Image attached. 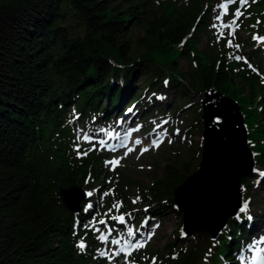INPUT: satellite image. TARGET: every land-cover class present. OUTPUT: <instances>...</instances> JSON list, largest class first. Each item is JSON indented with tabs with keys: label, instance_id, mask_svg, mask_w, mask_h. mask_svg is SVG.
I'll list each match as a JSON object with an SVG mask.
<instances>
[{
	"label": "trees",
	"instance_id": "1",
	"mask_svg": "<svg viewBox=\"0 0 264 264\" xmlns=\"http://www.w3.org/2000/svg\"><path fill=\"white\" fill-rule=\"evenodd\" d=\"M216 1L0 0V264H107L90 227L102 209L94 202L85 208L86 199L79 212L71 213L58 185L111 186L123 195L125 172L116 169V184H106L103 160L109 154L78 144L77 129L84 122L106 123L129 105L166 98L171 93L163 84L166 77L179 88L174 112L194 90L203 93L212 86L235 99L255 160L264 165L262 77L235 59L227 35L205 52L196 45L197 34L208 30ZM245 9L242 25L250 34H264V0H250ZM135 28L145 31L137 40ZM253 52L250 63L260 68L261 48ZM182 56L191 64V88L184 85ZM138 77L145 88L137 87ZM148 91L152 97L144 100ZM200 123L197 116L193 124ZM190 166L180 172L166 164L161 178L138 190L148 202L140 217L171 212L181 219L173 190L193 171ZM254 177V171L243 175L246 190ZM213 193L196 196L205 207ZM109 202L103 198L101 205ZM249 225L246 214L231 217L217 238L198 235L191 252L159 264H239L237 254L251 236ZM181 226L165 245L167 253L177 251ZM143 257L138 253L136 259Z\"/></svg>",
	"mask_w": 264,
	"mask_h": 264
},
{
	"label": "rangeland",
	"instance_id": "2",
	"mask_svg": "<svg viewBox=\"0 0 264 264\" xmlns=\"http://www.w3.org/2000/svg\"><path fill=\"white\" fill-rule=\"evenodd\" d=\"M117 1L119 3L121 2V0ZM237 3L239 4L238 0ZM222 5H227V11H225V9L221 7ZM236 6L237 4L231 3L230 0L227 1V4H225L223 0L219 1V3L213 10V17L210 20V26L208 27V30L201 31L200 34H197L196 45L200 51H207V49L212 46L213 42L217 40L218 34L224 35L227 33L230 36V33H228L229 27H222V25L229 24L233 19L236 18L235 13L238 9V6ZM145 16H147V14ZM217 17L220 18L217 19ZM242 18L243 16L240 17L239 22L238 20L236 21V24L238 25V27H236L237 32L236 35H233L231 37L232 39L230 40L232 41V43L229 44V46H240L239 48L236 47L237 50L235 55L243 57L244 59L239 60V62L241 64H245V60L248 62L250 59L249 55L253 54V48H244V46H246V42H242V40H250L251 35L245 28H243L241 24ZM144 34V28H135L133 32V36L134 38H136V40L141 38ZM254 37L256 36H253L252 38L254 39ZM256 42L260 43V45ZM262 42L254 39L253 41L250 40L249 44H255V48H260L264 46ZM262 59L264 60V57H262ZM179 62L180 70H182V72H185L187 75V79L184 81V85L186 88H191L195 84V81L190 74L191 64L188 58H186L185 56L180 57ZM262 63L263 64L261 68L258 70H260V74L263 75L264 61ZM140 78H137V80L140 81V83L137 85L138 88H142L145 86V83ZM165 80H167L168 82L167 85L165 84ZM165 80L163 84L168 87V90H170V95H168L166 98L163 97V99H157V103L151 102L149 104H144V106H139L140 110H144V107H146V110L150 109L152 113L150 114L149 118L147 117L148 112H145L144 114L132 113L131 115H128L125 119H123V123L120 124L124 125L133 123L131 125H135L137 122L134 123V121L138 119V117L141 118L138 120V122H142L143 128L137 131L136 134L137 136L145 140V143L142 147H137L134 151L129 152L127 156L124 155L122 157L121 164L117 167L118 169L125 172V195L119 197L116 196V193H112L111 202L108 205L107 211H104V213H106V215L110 216L112 219L113 217L123 215L125 217L123 224L127 231L126 234L128 235L129 229H131L132 232L135 229V234H137V231H140L136 229L137 224L135 223V220L136 218L140 221L143 220H141L140 214L142 213V209L146 210L145 207H147V199L142 195H139L140 199L136 201V203H133V201L136 200L138 189H143L145 186L151 184L154 180L161 178L164 173L163 168L166 164H173L175 165L177 170L183 172V166H190L191 163L190 167L192 168V170H196L198 169L199 163L202 158L203 122L201 118L202 106L200 103V97L202 96V94L194 90L191 98L186 101L184 105L178 108V112L172 113L170 110L173 108V106L178 105L175 99L178 98L176 94L177 89L179 90V88L176 89L175 85L171 86L167 77L165 78ZM151 93L152 91H148L147 94L144 95V100H149L152 97L150 96ZM197 108L200 109V113H196ZM197 116H199L201 120V125L193 124ZM132 118L135 120H132ZM164 121H167V123L164 124L163 128H160V131H165V140L159 147L151 146L150 140L151 138H155L156 136L154 128V126L156 125L155 122L162 124L164 123ZM87 124L89 126L91 125L90 122ZM118 124L119 120L117 122L116 119H114L110 123V125ZM85 125L86 123H82L80 125V128L76 132L77 137L83 138V140H85V136H88L87 128L85 127ZM187 127L188 129H186ZM98 129H100V127ZM103 137H105V134L103 135ZM169 140L171 141L170 143ZM93 141L94 139H92V142ZM146 146H149L148 151L142 153L141 149L146 148ZM112 160L106 161L107 164L104 163L103 170H107L108 172H110V174L105 177V182L108 183L109 178L111 177L110 184H112V182L115 184L116 181L113 180L111 176V172L114 167L112 166V164L108 163ZM186 162H188L189 165L186 164ZM254 170L256 174H260V177H258V175L257 177H254V179L251 181V186L247 188L246 196L248 198L246 200V204L247 206H249L245 211L247 215L251 217V219H249L251 222L249 228L252 229V237L249 236V243L247 246L249 253H251L247 256L250 262L259 260L262 256H264V175H261V173H264V165L254 161ZM107 189L108 187L105 186L100 190L86 188V191L87 193H92V195L90 196L91 200L96 201V203L99 205L100 199L98 200V198L102 199L104 195H106V193V197L109 196V193H111L110 189ZM117 203H120L121 205L119 209L113 207V205ZM123 206H127V212L122 210ZM97 207L100 208L99 206ZM158 215L159 216H157L156 218L150 215H146L149 216V220L145 223L143 222L141 224V227L139 228L141 229L142 234L145 231L149 230L148 244L146 245V247L140 249H144L143 252L146 254V258L144 262L140 264H153V258H155V264H157L160 260L166 261L169 258H176L183 253L191 252L192 248L197 244L196 239L198 235L188 236L187 233L183 232L182 230L179 233V238H176L175 242L177 251L172 252L171 254L167 253L165 245L169 241L175 239L174 231L177 228L179 222L182 221V219L177 218L175 214L171 212H164V214ZM102 220L106 221L105 219ZM106 225L107 223H98L93 226L94 229L97 228L99 237L100 233L104 230L103 227ZM151 234L153 235L151 236ZM124 239L127 240L126 238ZM253 241H255V243H253ZM138 251H136L134 254L136 255ZM100 254H104L109 258L110 262L108 260V264L139 263L134 261L132 255L130 257H118L116 249L113 250L110 239L103 240V244L100 248Z\"/></svg>",
	"mask_w": 264,
	"mask_h": 264
},
{
	"label": "water",
	"instance_id": "3",
	"mask_svg": "<svg viewBox=\"0 0 264 264\" xmlns=\"http://www.w3.org/2000/svg\"><path fill=\"white\" fill-rule=\"evenodd\" d=\"M200 101L203 105L202 117L204 119V126H205L203 132V137H204L203 159L202 162L200 163V168L197 171H195L193 174L188 176L178 187H176L173 191V194H174V203L176 207L178 208L179 211H184V230L188 232L189 235L202 233L207 237L214 238L217 235V233L221 230V228L225 225L228 218L238 210L242 200L241 198L242 174L245 171L251 170L254 166V163H253V154L247 142L248 136H247V128L245 126L244 116L239 104L229 96L220 93L218 90H216L215 87L207 88L204 97H202ZM221 139L223 141L229 139L232 143L234 142L233 148L235 147L234 148L235 151L231 150L230 153L231 155H233L231 156V164H234L233 162L235 156L236 167L232 168V173L228 181V191L225 197V198L227 197L229 198L232 191L233 198H231L232 196H230L229 199L227 198L228 203L226 200V205L228 207L226 206V209L224 213L222 212L219 220L216 217L217 213H215L214 217L212 218L213 220L212 219L210 220V217H207L205 221L201 222L199 221L200 218L199 217L197 218V216H200L202 218L201 214L206 216V213L204 212L205 208L203 206L204 204L202 202V199L199 200V197L196 195H198V193H201L202 191L204 193L206 185L210 182V180L213 177L212 175L211 178L208 180V182L204 185L205 187L203 186L202 188V184L200 183V180L205 175V172L207 174V171L210 169V165L212 161L211 159L214 153V149L216 145H219L218 142H220L219 140ZM216 183L220 184V180H216ZM217 187L218 190H222V187L220 185H217L216 188ZM211 190L212 189L207 188L206 194L207 193L210 194L213 191ZM193 192L195 193V195ZM59 195L63 200L65 206L72 212H75L80 208L79 206L80 201L82 198H84L83 190H81V188H79L78 186H70L66 188L60 185ZM192 197L194 198V200ZM221 199L222 197H219L218 202H221ZM204 202L206 201L204 200ZM190 204L192 206L195 205V207L197 206L198 210L201 207L202 208L197 213V211H194V208H192ZM217 207L219 210L220 205H217ZM213 210H215L214 207ZM188 211L194 214L189 215ZM190 217L194 218L195 220L190 219ZM193 220L196 225L194 224V222H192Z\"/></svg>",
	"mask_w": 264,
	"mask_h": 264
},
{
	"label": "bare ground",
	"instance_id": "4",
	"mask_svg": "<svg viewBox=\"0 0 264 264\" xmlns=\"http://www.w3.org/2000/svg\"><path fill=\"white\" fill-rule=\"evenodd\" d=\"M219 141H220V142H218L219 145H216V147L214 149V153H213V156L211 159L212 161H211L210 169L207 172V174H205L203 176V178L200 180V182L202 184V188H203V186L208 182V180L213 175L212 179L210 180V182L207 184V186L205 188L203 196L205 198L208 197V194H206L207 188H210L213 191H215L212 194V198L210 199L208 205H206L204 207L205 208L204 212L206 213V216L201 214L202 215V218H201L200 216H197V214H196L197 218L199 217L200 218L199 221H201V222L205 221V219H207V217H210V220H211L214 217L215 213H217L216 214L217 218H219L221 216V214L224 210V205H226L227 199L225 200V197H226L227 191H228V181H229L230 175L232 173V168L236 166L235 156H234V162H233L234 164H231V156H233V155H231V153H230L231 150H234V148H235V147L233 148L234 142L232 143L229 139H227L226 141H223L221 139ZM236 157H237V155H236ZM216 180H220V184H217ZM217 185H220L222 187V190H218V187L216 188ZM219 197H222L221 202H218ZM217 205H220L219 210H218ZM200 206H201V204H200ZM213 207L215 208V210H213ZM201 208L199 210H201ZM216 208H217V210H216ZM188 214L193 215V213L190 214L189 211H188Z\"/></svg>",
	"mask_w": 264,
	"mask_h": 264
},
{
	"label": "snow or ice",
	"instance_id": "5",
	"mask_svg": "<svg viewBox=\"0 0 264 264\" xmlns=\"http://www.w3.org/2000/svg\"><path fill=\"white\" fill-rule=\"evenodd\" d=\"M230 2H231V3H235L236 0H230ZM239 3H240L241 5H247L248 0H239ZM221 7H223V8L225 9V11H227V5H222ZM242 15H243V13H242L239 9H237V10H236V13H235V17H236V18L233 19V20L231 21V23L222 25V27H232L233 25H236V27H238V25L236 24V19H238V18H239L240 16H242ZM219 18H220V17H217V19H219ZM233 31H234V29H233ZM254 39H257V37H254ZM259 39H264V37H261V38H259ZM231 43H232V41L229 40V44H231ZM235 47L239 48L240 46H239V45H236ZM235 59H236V60H242V59H244V58L241 57V56H236ZM245 62H247V61L245 60ZM248 66H249L250 68H252L253 71H256V69L253 68V66H252L251 64H249ZM167 83H168V82L165 81V84H166V85H167ZM158 98H159V99H163V97H158ZM131 111H132V109H129V112H131ZM164 123H167V121H164ZM158 127H159V126H158ZM177 131H178V130H177ZM84 138H85V139H89L88 136H85ZM162 139H163V136H161V138H160L159 140H154V141L152 142L153 146H155V147H159V144L162 142ZM170 142H171V141L169 140V143H170ZM140 143H141L140 140H136V144H140ZM104 144H105V142H104V141H101V145H104ZM93 147H95V145H94ZM132 151H134L133 148H128V151L125 152L124 155L127 156L128 153H129V152H132ZM146 151H148V148H143V149H141V152H142V153H143V152H146ZM82 154H83V155H87V152H84V153H82ZM120 159H122V158H120ZM108 163L112 164V166L115 167V166H117V165L120 163V160H119V159H114V160H112V161H109ZM261 175H264V173H261ZM87 195L91 196L92 193L89 192V193H87ZM106 195H107V193H106ZM139 199H140V197L137 196V197H136V200H134L133 203H136V201H138ZM120 206H121L120 203H117V204H114V205H113V207L116 208V209H119ZM88 207L91 208L92 205L90 204ZM146 210H147V209H146ZM246 210H247V204H245L244 206H242L241 209H240L239 211H240L241 213H243V212H245ZM248 218L251 219L250 216H249ZM113 219H118V220L123 224V223H124V220H125V217H124L123 215H120V216H118V217H113ZM100 223H101V224H104L105 221L101 220ZM157 227H158V225H157ZM111 231H112V229L110 228V229H109V232H111ZM128 233H129V235H132V234H133L131 229L128 230ZM99 239H101V240H107V239H108V236L105 235V234H101V236L99 237ZM149 239H150V237H149ZM112 243H114V244H119L120 241H119V240H113ZM125 243H128V242L126 241ZM253 243H255V241H253ZM143 246H144V243H141V242H139V241H138L137 243L131 245V247H133V248H140V247H143ZM78 247H80L81 249H83V248L85 247V245H84L83 242H81V243L78 245ZM122 250H123V249H121V251H122ZM129 254H130V253H129ZM153 264H155V258H153Z\"/></svg>",
	"mask_w": 264,
	"mask_h": 264
}]
</instances>
